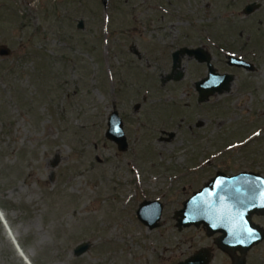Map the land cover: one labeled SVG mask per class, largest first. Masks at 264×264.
<instances>
[{"label":"rangeland","instance_id":"obj_1","mask_svg":"<svg viewBox=\"0 0 264 264\" xmlns=\"http://www.w3.org/2000/svg\"><path fill=\"white\" fill-rule=\"evenodd\" d=\"M175 32H190L234 76L199 109L176 99L203 120L193 133L161 97L193 91L207 72L185 57L184 83L160 85ZM1 45L11 52L0 56V264H26L19 250L30 264H177L213 247L201 231L175 227L182 202L217 170L264 176V0H0ZM226 54L255 69L229 67ZM114 109L125 151L105 137ZM162 129L177 136L160 141ZM144 200L163 204L152 230L135 214ZM82 242L90 248L76 257ZM212 252L210 264H231ZM246 256L264 264V242Z\"/></svg>","mask_w":264,"mask_h":264},{"label":"water","instance_id":"obj_2","mask_svg":"<svg viewBox=\"0 0 264 264\" xmlns=\"http://www.w3.org/2000/svg\"><path fill=\"white\" fill-rule=\"evenodd\" d=\"M101 2L105 7L107 0ZM258 8L259 4H248L244 7L243 14L250 15ZM77 28L83 29L82 20L78 21ZM10 52L8 47L0 46V56H8ZM186 52L198 58L204 54L201 48ZM181 53L174 54L171 76L175 71L176 80L183 76L177 63ZM206 62L207 75L196 83L200 101H206L214 94L227 92L234 79L232 74L216 73L209 56H206ZM227 65L248 71L255 69L252 63L234 55H227ZM105 137L113 141L119 151L127 149L123 123L117 111H113L108 118ZM57 163L58 159L54 160L52 166ZM162 211L163 204L160 201L144 200L138 205L135 214L139 222L152 230L159 225ZM253 214L264 216V177L258 173L243 171L232 176L216 173L202 188L182 202V207L174 212L173 218L178 230L203 225L208 231V236L221 234L215 241L216 247L230 256L231 264H246L247 252L264 240L262 227L249 221ZM89 248L88 242H82L74 247L73 255L81 256ZM236 252L240 255H236ZM211 260L210 251L200 248L177 264H210Z\"/></svg>","mask_w":264,"mask_h":264},{"label":"flooded vegetation","instance_id":"obj_3","mask_svg":"<svg viewBox=\"0 0 264 264\" xmlns=\"http://www.w3.org/2000/svg\"><path fill=\"white\" fill-rule=\"evenodd\" d=\"M254 3V2H253ZM101 4H102V2H101ZM249 4H251V3H249ZM103 5V4H102ZM106 5H107V3H106ZM246 5H248V4H246ZM245 5V6H246ZM244 6V7H245ZM104 7V6H103ZM106 7V6H105ZM104 7V8H105ZM244 7H243V9H244ZM189 33L190 32H187V33H177V32H175V34H174V40H173V46H170L169 48H168V50L170 51V53L168 54L169 55V61H170V64H171V69H170V71H169V73L168 74H165L164 76H161V77H159V82H160V85L161 86H163V85H166V84H168V83H173V85H175V84H181V83H184L183 81H184V79L185 78H188L189 76H185V71H184V65H183V58H185V57H187L189 60H191V61H194V62H196L198 65H202V66H204L205 67V69H206V71L208 72V64H207V62H206V56H209L210 57V63H211V65L213 66V68L215 69V71H216V73H219V74H225V73H220V72H218L217 70H216V68L214 67V64L212 63V56L209 54V52L204 48V47H202V46H200V45H198V46H194L193 44H191V41H190V37H189ZM136 47V46H135ZM134 47V44H133V46L130 48V50L131 51H133L132 53L133 54H135V56L138 58V59H140V58H142V54H141V52H140V50H138L137 48H135ZM198 48H201V49H203L204 50V54H201L200 55V57L198 58V57H196V55H189L187 52H186V50H192V49H198ZM165 50H167V49H165ZM176 52H182L180 55H179V59H178V64L180 65V69L182 70V72H183V76L179 79V80H176V79H174L175 78V71H174V74L171 76V73H172V66H173V62H174V54L176 53ZM227 55L228 54H226V60H225V62H226V64H227ZM162 57H164V58H166V56H167V53L165 52L163 55H161ZM239 57V56H238ZM249 62V61H248ZM251 63V62H250ZM207 72H206V74L204 75V76H201V77H199L198 79H196L194 82H193V84L191 85L192 86V88H193V91L191 90V91H183V92H181V94H177V92H171V94H173V95H165V96H161L162 98H164L165 100H168V99H172V108L174 109V111H175V109H177V107H179L180 108V110H182L184 107H187V105H189V104H183V105H180V106H178L177 105V102H176V99L177 98H179L180 97V95H183L184 96V98H186V99H188V98H190V97H192V99H194V103L195 104H192V106L193 107H196L197 109H199L201 106H203V105H205L206 104V102H208V99L206 100V101H200L199 100V93H198V91L196 90V83L198 82V81H200V80H202L203 78H205L206 77V75H207ZM227 74H229V73H227ZM170 93V92H169ZM193 94V95H192ZM174 95H176V96H174ZM209 98V97H208ZM174 100V101H173ZM141 103H136L134 106H133V110H134V112H136V111H138L139 109H142V103L143 104H145L146 103V101H147V99H146V96H142L141 97ZM113 111H117L116 109H114ZM112 111V112H113ZM112 112L110 113V115L112 114ZM118 112V111H117ZM181 112H183V113H180V115L179 116H183V117H179L180 119H179V121L181 122V123H185L186 124V128H187V130L190 132V133H193L195 130H200V129H202L203 127H204V123H203V120L202 119H200L199 117L197 118V119H195L194 121H192L193 120V118H192V113H190V111H188L187 109H183ZM109 115V116H110ZM118 115H119V117L121 118V120H122V123H123V125H124V116H122V115H120L119 113H118ZM173 115H174V113H173ZM109 116H108V118H109ZM174 116H169V119H171L172 121H173V118ZM158 121V124L160 125V126H162V125H165V121L164 120H157ZM172 121L170 122V123H172ZM175 122H176V120H174ZM187 121V122H186ZM107 122H108V119H107ZM175 125H177L178 126V124H175ZM177 130V129H176ZM176 130H174L175 132H172V131H165L164 129H162V130H160V136H159V140L160 141H165V142H167V141H170V140H174L175 139V137L177 136V132H176ZM123 131H124V134H125V130H124V126H123ZM127 140V139H126ZM113 142V141H112ZM127 145H128V142H127ZM241 172H243V171H241ZM246 172H251V171H246ZM216 173H222V174H224V175H226V176H232V175H235V174H238V173H240V172H238V173H235V174H228V173H225L224 171H221V170H217L215 173H214V175L212 176V177H214L215 175H216ZM252 173H257V172H252ZM259 174V173H258ZM261 175V174H260ZM262 177H264L263 175H261ZM212 177H210L206 182H204L197 190H195V191H193L192 192V194L194 193V192H196V191H198L200 188H202ZM257 219H259V220H263L264 221V216H262V215H255V214H253L250 218H249V221H250V223H252V224H258L260 227H262V229L264 230V225H262V223L260 222H258V220ZM184 229H192V230H196V231H201L202 233H203V235L206 237V238H208L209 240H211V242H212V244H213V247H211V246H205L204 248H207L209 251H210V254H211V256L213 257V249H214V247H216V245H215V241H216V239L219 237V236H221V234H215V235H212V236H208V231H207V229H206V227H203V225H200V226H198V227H196V226H190V227H188V228H184ZM264 242V240L262 241V242H260L259 244H261V243H263ZM259 244L258 245H255V246H253L250 250H253L255 247H257V246H259ZM250 250L247 252V253H249L250 252ZM222 252V251H221ZM222 253H224V252H222ZM226 254V253H225ZM229 258H230V256L228 255V254H226ZM236 255H240L239 254V252H236ZM191 256V255H190ZM230 260H231V258H230ZM246 264H247V256H246Z\"/></svg>","mask_w":264,"mask_h":264},{"label":"bare ground","instance_id":"obj_4","mask_svg":"<svg viewBox=\"0 0 264 264\" xmlns=\"http://www.w3.org/2000/svg\"><path fill=\"white\" fill-rule=\"evenodd\" d=\"M0 216H2L1 215V213H0ZM6 230L8 231V233H10L9 232V229H8V227H6ZM11 237V236H10ZM12 238V237H11ZM12 241L14 242V244H15V246L17 247V244H16V242H15V240L12 238ZM18 248V247H17ZM18 250H19V248H18ZM19 253H20V255L22 256V258H24V262L26 263V264H28L29 262H28V260L26 259V257H25V255H23L22 254V252L19 250ZM30 264V263H29Z\"/></svg>","mask_w":264,"mask_h":264}]
</instances>
